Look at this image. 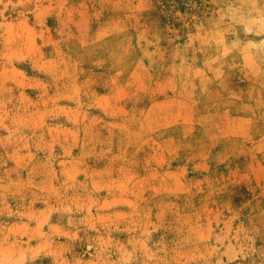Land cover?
Wrapping results in <instances>:
<instances>
[{
	"label": "rangeland",
	"instance_id": "rangeland-1",
	"mask_svg": "<svg viewBox=\"0 0 264 264\" xmlns=\"http://www.w3.org/2000/svg\"><path fill=\"white\" fill-rule=\"evenodd\" d=\"M0 264H264V0H0Z\"/></svg>",
	"mask_w": 264,
	"mask_h": 264
}]
</instances>
